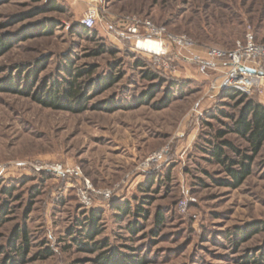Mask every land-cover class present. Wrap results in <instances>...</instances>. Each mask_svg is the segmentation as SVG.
Segmentation results:
<instances>
[{
	"label": "rangeland",
	"instance_id": "374dc122",
	"mask_svg": "<svg viewBox=\"0 0 264 264\" xmlns=\"http://www.w3.org/2000/svg\"><path fill=\"white\" fill-rule=\"evenodd\" d=\"M133 17L191 38L193 53L232 49L248 26L264 41V0H0V264H264V144L237 186L210 154L237 110L226 67L200 70L184 49L159 64L126 33ZM83 70L84 96L65 102ZM58 88L61 107L37 100ZM243 92L264 104V77ZM138 203L145 216L117 208Z\"/></svg>",
	"mask_w": 264,
	"mask_h": 264
},
{
	"label": "built area",
	"instance_id": "2783aa9c",
	"mask_svg": "<svg viewBox=\"0 0 264 264\" xmlns=\"http://www.w3.org/2000/svg\"><path fill=\"white\" fill-rule=\"evenodd\" d=\"M99 16V10L96 5H91L83 17V22L91 23ZM129 19L128 17H126ZM142 27V28H141ZM142 31L140 32V30ZM126 33L130 36H137L138 40L143 43L145 48L153 54V60L159 64L165 61V58L174 53L176 56H181L180 49L188 50L191 57L183 56L184 59L196 63L200 70L206 68L210 63L217 65L222 62L226 67L222 85L224 87H232L244 91L258 83V79L263 78L258 72H264L260 69V63L264 60V41L257 42L251 26L247 27L243 39L235 42L232 49L226 50L221 48H204L201 53H193L191 51L194 42L191 38L177 35H165L163 27L155 26L149 20H136L132 18V23L127 27ZM191 51V52H190ZM248 69H254L256 72H251ZM215 85H213L214 87ZM162 153L155 152L151 154L147 161L150 163L159 162ZM54 169L62 175L73 174L80 175L79 167L61 168L55 166ZM89 199L84 197V203Z\"/></svg>",
	"mask_w": 264,
	"mask_h": 264
},
{
	"label": "trees",
	"instance_id": "16d2710c",
	"mask_svg": "<svg viewBox=\"0 0 264 264\" xmlns=\"http://www.w3.org/2000/svg\"><path fill=\"white\" fill-rule=\"evenodd\" d=\"M51 9H59V5L55 3V1L51 4ZM253 35L255 36L254 30ZM246 33V30L244 34ZM242 35L243 39L245 36ZM255 40L258 41L257 37L255 36ZM235 44V43H234ZM233 44V45H234ZM87 70L81 71V73L74 75L73 79H66L67 85L65 86V89H61L64 93L63 96L65 98V102L67 100H81V98L84 96L82 92V87L79 83L76 82V77H80L82 73H84ZM147 77L150 79H154L151 74H146ZM116 76H113L111 74L105 76L100 83L102 84V88H107L108 84H112L116 81ZM58 91H60V88L56 89V92H51V94H48L45 100H41L37 97V100L40 103H43L46 107H61V105L64 104V102H58ZM81 93V95H80ZM167 96V95H166ZM222 96L230 98L232 100L238 98L235 101L234 106L237 108L235 115H226L229 117V119L232 122V125H227L226 129H220L217 132V137L219 140H217L213 145L211 146L210 154L211 156L220 164H223L227 174H229L232 178V184L234 186H237V184L241 183L247 176H249L251 163L253 161V156L259 152V150L262 148L264 144V104L257 101L254 97L248 95L247 93L238 90L236 88H223L222 89ZM65 109V108H64ZM228 132L236 133L238 134L244 141L249 143L250 150L252 151V155H246L244 152H241V150L235 146L233 143L228 141L227 139H224V135ZM227 149L232 151L234 155L239 156V160H233L228 154ZM238 165V168L234 169L233 166ZM5 191V190H4ZM144 202V201H141ZM134 208H131L129 204H125L124 207L117 206V208L121 209L122 211H129L132 210V214L135 216H145L144 213H146L145 208L141 204H135L133 206ZM93 216L90 217V227L86 233L84 234V237L90 238L93 235V231H97L99 228L96 226V213L93 214ZM163 220V217L160 213H157V219L156 222L158 224H161ZM18 235V233H16ZM17 237V236H16ZM26 234H22L23 241L26 240ZM95 245V244H94ZM97 245V244H96ZM93 247V250H97L99 247V244L97 246ZM26 247V241L25 243H22V245L17 247V251L21 252L23 248ZM138 259H136V262L138 263ZM133 263V262H131Z\"/></svg>",
	"mask_w": 264,
	"mask_h": 264
},
{
	"label": "water",
	"instance_id": "95a60500",
	"mask_svg": "<svg viewBox=\"0 0 264 264\" xmlns=\"http://www.w3.org/2000/svg\"><path fill=\"white\" fill-rule=\"evenodd\" d=\"M251 72H256L254 69H248ZM260 75H264V72H258Z\"/></svg>",
	"mask_w": 264,
	"mask_h": 264
}]
</instances>
